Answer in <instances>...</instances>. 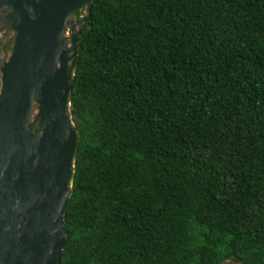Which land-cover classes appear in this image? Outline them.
Returning a JSON list of instances; mask_svg holds the SVG:
<instances>
[{
	"label": "trees",
	"instance_id": "16d2710c",
	"mask_svg": "<svg viewBox=\"0 0 264 264\" xmlns=\"http://www.w3.org/2000/svg\"><path fill=\"white\" fill-rule=\"evenodd\" d=\"M59 264H264V0H93Z\"/></svg>",
	"mask_w": 264,
	"mask_h": 264
},
{
	"label": "water",
	"instance_id": "95a60500",
	"mask_svg": "<svg viewBox=\"0 0 264 264\" xmlns=\"http://www.w3.org/2000/svg\"><path fill=\"white\" fill-rule=\"evenodd\" d=\"M92 1L0 0L11 35L0 57V264H59L78 142L69 94Z\"/></svg>",
	"mask_w": 264,
	"mask_h": 264
},
{
	"label": "rangeland",
	"instance_id": "374dc122",
	"mask_svg": "<svg viewBox=\"0 0 264 264\" xmlns=\"http://www.w3.org/2000/svg\"><path fill=\"white\" fill-rule=\"evenodd\" d=\"M0 37L3 38L2 45L0 46V57L6 59L11 47V35L6 34L3 36L2 33H0Z\"/></svg>",
	"mask_w": 264,
	"mask_h": 264
}]
</instances>
